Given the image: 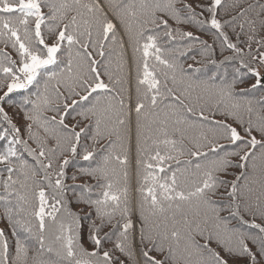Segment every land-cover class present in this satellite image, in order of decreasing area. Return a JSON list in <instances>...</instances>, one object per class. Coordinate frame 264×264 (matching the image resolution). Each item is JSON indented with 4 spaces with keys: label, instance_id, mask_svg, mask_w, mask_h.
<instances>
[{
    "label": "snow or ice",
    "instance_id": "obj_1",
    "mask_svg": "<svg viewBox=\"0 0 264 264\" xmlns=\"http://www.w3.org/2000/svg\"><path fill=\"white\" fill-rule=\"evenodd\" d=\"M0 225V264H264V0H0Z\"/></svg>",
    "mask_w": 264,
    "mask_h": 264
},
{
    "label": "trees",
    "instance_id": "obj_2",
    "mask_svg": "<svg viewBox=\"0 0 264 264\" xmlns=\"http://www.w3.org/2000/svg\"><path fill=\"white\" fill-rule=\"evenodd\" d=\"M202 38L204 39H210V37H207V36H202ZM188 62H191V61H188ZM133 145H134V141H133ZM133 157H134V147H133ZM133 164H134V159H133ZM71 169H69V172L71 173ZM71 183V181H70ZM74 210H77V209H74ZM83 215V213H81ZM0 226H3V225H0Z\"/></svg>",
    "mask_w": 264,
    "mask_h": 264
}]
</instances>
